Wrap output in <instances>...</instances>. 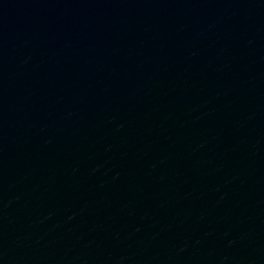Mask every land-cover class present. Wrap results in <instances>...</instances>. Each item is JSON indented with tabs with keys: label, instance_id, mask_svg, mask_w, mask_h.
<instances>
[{
	"label": "water",
	"instance_id": "95a60500",
	"mask_svg": "<svg viewBox=\"0 0 264 264\" xmlns=\"http://www.w3.org/2000/svg\"><path fill=\"white\" fill-rule=\"evenodd\" d=\"M0 264H264V0H0Z\"/></svg>",
	"mask_w": 264,
	"mask_h": 264
}]
</instances>
